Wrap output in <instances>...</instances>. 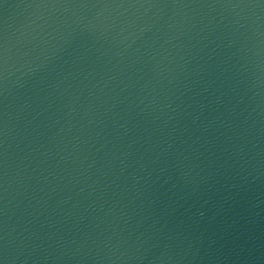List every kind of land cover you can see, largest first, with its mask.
Masks as SVG:
<instances>
[{
	"label": "water",
	"instance_id": "95a60500",
	"mask_svg": "<svg viewBox=\"0 0 264 264\" xmlns=\"http://www.w3.org/2000/svg\"><path fill=\"white\" fill-rule=\"evenodd\" d=\"M0 264H264V0H0Z\"/></svg>",
	"mask_w": 264,
	"mask_h": 264
}]
</instances>
